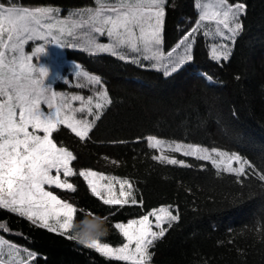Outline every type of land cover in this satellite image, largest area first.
Instances as JSON below:
<instances>
[{"label":"trees","instance_id":"16d2710c","mask_svg":"<svg viewBox=\"0 0 264 264\" xmlns=\"http://www.w3.org/2000/svg\"><path fill=\"white\" fill-rule=\"evenodd\" d=\"M16 2L53 5L63 13L95 4V0ZM229 2L244 3L246 13L228 60L211 59L210 43L221 41L212 25L193 36V59L170 76L149 60L132 63L108 53L69 51L70 59L101 77L111 103L99 113L86 140L64 126L53 132L52 139L76 156L71 162L76 171L88 168L128 179L138 201L123 208L104 205L77 173L70 177L76 191L52 187L75 206L74 231L96 223L106 229L101 242L119 245L125 239L115 223L171 205L179 220L167 226L164 237L151 248L150 264H264V0ZM198 15L195 0H169L165 52L195 26ZM206 30L212 34L206 36ZM148 136L234 151L251 167L237 175L193 157L185 158L187 167L161 163L152 159L156 153L148 147ZM0 235L33 253V264H128L6 209H0Z\"/></svg>","mask_w":264,"mask_h":264},{"label":"snow or ice","instance_id":"6c2138e0","mask_svg":"<svg viewBox=\"0 0 264 264\" xmlns=\"http://www.w3.org/2000/svg\"><path fill=\"white\" fill-rule=\"evenodd\" d=\"M168 4L169 0H95V7L61 19L55 7L24 6L16 0H0V209L26 218L49 232L67 235L68 239H75L110 259L128 264H150V248L166 233L163 225L167 223L171 227L172 222L179 220V216L173 215L168 207L130 219L126 224L115 223V229L127 242L114 248L108 243H100L99 239H86L87 228L74 231L76 208L45 189L48 185L76 191L67 179L77 175L70 166L76 156L67 148L57 146L52 139L53 132L64 126L81 141L86 140L95 121L100 119L99 113L111 101L101 77L90 75L83 69H78L76 75L84 77L88 85L96 86L94 106L92 96L73 95L68 98L58 94L45 83L51 75L49 69L34 64L33 60L46 54L45 44L55 42L59 46L61 38L67 37L75 41L73 47H83L92 54L108 53L132 63H138L139 59L153 61L157 70L163 67V75L170 76L193 59L191 38L201 28L214 26V35L229 43L234 42L243 30L244 3L198 0L199 15L195 26L165 54L160 46ZM78 32L82 34L79 38ZM204 34L212 33L206 30ZM97 36L106 37L108 42H98ZM29 42L43 43L28 55L25 45ZM229 43H213L211 59L228 60ZM72 101H79L81 106L73 108ZM42 104L46 105L47 112L42 110ZM77 113L83 114L81 118H77ZM146 142L153 149L165 143L154 136H148ZM168 148L186 157L195 156L209 161L217 170L223 166V171L237 175L244 174L245 165L251 167L238 154L216 148L209 150L179 142L169 144ZM152 159L170 165L189 166L183 160L167 155H154ZM233 161L240 166L234 168ZM78 175L85 180L91 194L104 205L123 208L138 203L128 179L106 176L93 170H80ZM261 179L264 180V175ZM105 180L106 184L101 183ZM114 182L120 185L118 195ZM150 216L155 218V227L159 231L152 230ZM69 229H72L71 233ZM4 244L5 241L0 239V264L5 259L8 264H25V261L31 264L33 253L10 242L5 250ZM133 244L134 248L131 247Z\"/></svg>","mask_w":264,"mask_h":264},{"label":"rangeland","instance_id":"374dc122","mask_svg":"<svg viewBox=\"0 0 264 264\" xmlns=\"http://www.w3.org/2000/svg\"><path fill=\"white\" fill-rule=\"evenodd\" d=\"M197 3H198V0H195V4L196 5H197ZM46 6H51V7L57 8L59 10V12H58L59 18L63 19V18L69 17V15L71 13H75V12H77L79 10H83V9L95 7L96 5L94 4V5H88V6H84V7L70 9L68 11H65V13H63V11L61 10V8H59L57 6H53V5H46ZM81 35H82L81 33H79V32L77 33V37L78 38ZM96 38H97V41L98 42H101V43H107L108 42L107 39H106V37H99V36H97ZM191 42H192V54H193V47H194V38L193 37L191 38ZM40 43H43V42H35V43L34 42H29L28 44H26L25 45V53L28 54V55H31L33 49L38 44H40ZM73 43H75V41L72 40L71 38L62 37L61 38V45H59V46L55 42H52L50 44H45L46 54H41V56H40L39 59L34 58L33 63L34 64H37L38 66H45V67H47L49 69L51 75L45 80V83H46V85H49L53 91L57 92L58 94L63 95L64 97H68V98H70L73 95H80V96H83L85 98H87L89 96H92V97H94V100H93V106H94V104L96 102L95 101L96 92H97L96 86H90V85H88V83H87V81H86V79L84 77L77 76L76 75L78 69H83L84 71H87V70L79 62L70 59L69 56H68L70 50H72V51H75V50H84L83 47H73L72 46ZM213 43L219 44V43H229V42L222 41V40L220 42H211L210 45H209V51H210L211 46H212ZM176 46H177V44H176ZM230 46H231V43H229V47ZM160 47H161V51H163L166 54L167 52H165L163 50V43H162V45ZM149 55H150V53H149ZM150 62L152 63L153 67L156 68L154 66V62L153 61H150ZM160 69L163 70V67H161ZM90 75H93V74H90ZM59 83L66 84L69 88L64 89V88H62L61 86L58 85ZM81 85H83V86H81ZM103 88L105 89L104 86H103ZM80 106L81 105H80V102L79 101H72V107L73 108H78ZM41 107H42V110H44L45 112L48 111L46 105H43L42 104ZM82 115L83 114L77 113V118H81ZM88 118L89 119H92V117H88ZM39 134L40 135H43V133H39ZM154 137H156V136H154ZM156 138H158V139H160V140H162V141L165 142L164 145H162V146H160V147H158V148L155 149L156 156H159V155H167L170 158H175L177 160H183L185 162V164L187 163V160H185L186 156L182 155V153L172 152L168 148V145L169 144H174V143H177V142L183 143L185 145H187V144L198 145V144H194V143H191V142H184V141H179V140H174V139H164V138H160V137H156ZM198 146H201V145H198ZM201 147L208 148L209 150H211L212 148H216L218 150L226 151L229 154H232V153L237 154L234 151H228V150L223 149V148H220V147H206V146H201ZM188 157L196 158L195 156H188ZM217 159H219V158L217 157ZM242 160H245V159L242 158ZM70 166L72 167V165H70ZM232 166L234 168H238L240 165L238 163H236L235 161H233ZM73 170L76 173H79L80 170H93V169H88L87 168V169H79L78 171H76L73 168ZM221 170H223V166H221ZM247 170H248V165H245V171H247ZM93 171H96V170H93ZM96 172H98V171H96ZM98 173H100V172H98ZM52 174L55 175V171H53ZM104 175H106V174H104ZM106 176H113V175H106ZM113 177H117V176H113ZM118 178H120V177H118ZM61 179H64L63 175H61ZM67 179H68V182H70V183L73 184V182H72V180H71L70 177H68ZM101 183L106 184L107 181L106 180L105 181H101ZM114 184H115L116 194L118 195L119 194V187H120V185L118 183H116V182H114ZM52 187L53 186L46 185L45 186V189L47 191H52L53 194L57 195L52 190ZM57 197L59 199H61L58 195H57ZM61 200H63V199H61ZM63 201L70 203L69 201H66V200H63ZM163 207H168L169 210L172 211V214L173 215H177L176 214V208L174 206H171V205H161V206H159L157 208L152 209L151 211L158 210V209H161ZM133 219H138V218H133ZM73 220H74V217H73ZM150 220H152V222H153L152 230L153 231H159V229L155 227V218L150 216ZM120 223H125L126 224L127 222H120ZM163 226L166 228L168 226V224L166 223ZM71 230L72 229H69L68 232H71ZM0 239H2L3 241H5V244L3 245V248L5 250H7V245H8V243L10 241H8L7 239H5L1 235H0ZM126 242L127 241L125 240L122 244H119V245H112V244H109V245L111 247H114L115 248V247L122 246ZM10 243L13 244V245H15V246H19V245H16L15 243H13V242H10ZM100 243H104V242H101L100 241ZM131 247L134 248L135 245L133 244ZM19 248L25 249V248L20 247V246H19ZM150 252H151V248H150ZM32 259L33 258H31V264H33ZM3 264H8V260L5 259L4 262H3ZM25 264H27V261H25Z\"/></svg>","mask_w":264,"mask_h":264},{"label":"clouds","instance_id":"9594fccd","mask_svg":"<svg viewBox=\"0 0 264 264\" xmlns=\"http://www.w3.org/2000/svg\"><path fill=\"white\" fill-rule=\"evenodd\" d=\"M86 239H99L106 232V229L96 223H91L87 227Z\"/></svg>","mask_w":264,"mask_h":264}]
</instances>
